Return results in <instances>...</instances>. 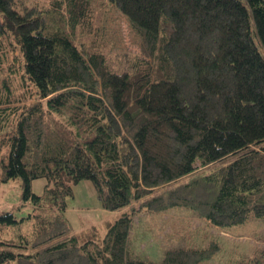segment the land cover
<instances>
[{"label": "trees", "instance_id": "16d2710c", "mask_svg": "<svg viewBox=\"0 0 264 264\" xmlns=\"http://www.w3.org/2000/svg\"><path fill=\"white\" fill-rule=\"evenodd\" d=\"M94 1L0 0V184L20 179L29 206L0 209V264H198L215 240L145 259L133 220L173 204L219 228L264 217V0H108L140 35L131 59L78 40L98 35ZM81 179L115 211L104 232L71 233Z\"/></svg>", "mask_w": 264, "mask_h": 264}, {"label": "rangeland", "instance_id": "374dc122", "mask_svg": "<svg viewBox=\"0 0 264 264\" xmlns=\"http://www.w3.org/2000/svg\"><path fill=\"white\" fill-rule=\"evenodd\" d=\"M52 1L27 0L29 4L40 8L49 7ZM91 9L92 23L95 30H98V35L81 34L80 28L76 29V36L83 42L85 48L92 49V44L97 41L98 49L111 59L121 57L120 54L124 53L126 59H131L130 56L145 57L139 33L130 25L127 16L114 4L108 0H96ZM17 89L21 90V86H16ZM29 102L30 100L25 98L20 102H12L11 105L22 110L18 105ZM19 117L20 115L12 116L11 124L14 125ZM210 168L200 166L196 174L209 172ZM183 180H187V176L171 181L168 185L174 187L175 182ZM44 182V178H36L32 180L31 187L36 193H42ZM163 188L164 186L153 187V191L160 192ZM72 190L73 196L68 200L65 211L71 233L82 236L81 233L93 225L104 232L107 228L106 222L112 220L115 211L106 210L101 206L96 189L89 179L76 182ZM20 192L18 178L0 184V209H9L13 205L16 214L26 212L29 206H24L20 211L14 207L20 202ZM133 224L131 234L133 242L131 245L129 243V247L139 257L146 259L159 261L165 249L205 246L206 242L215 240L217 252L198 264H245V261H248L247 264H255L259 261L260 252L264 248V217L249 216L248 220L241 224L219 228L197 215L190 204H173L171 209L161 213H149L138 219L136 215Z\"/></svg>", "mask_w": 264, "mask_h": 264}, {"label": "crops", "instance_id": "0c3cea01", "mask_svg": "<svg viewBox=\"0 0 264 264\" xmlns=\"http://www.w3.org/2000/svg\"><path fill=\"white\" fill-rule=\"evenodd\" d=\"M171 209V208H170Z\"/></svg>", "mask_w": 264, "mask_h": 264}]
</instances>
